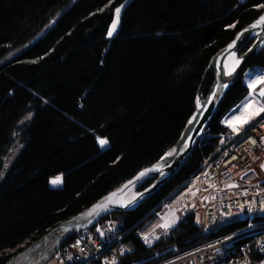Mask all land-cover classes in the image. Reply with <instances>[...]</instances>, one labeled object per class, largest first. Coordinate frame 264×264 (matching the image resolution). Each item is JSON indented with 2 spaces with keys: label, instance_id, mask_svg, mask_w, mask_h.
<instances>
[{
  "label": "trees",
  "instance_id": "1",
  "mask_svg": "<svg viewBox=\"0 0 264 264\" xmlns=\"http://www.w3.org/2000/svg\"><path fill=\"white\" fill-rule=\"evenodd\" d=\"M124 1L0 0V264L160 160L196 112L213 56L264 13V0H132L109 39ZM249 70L264 72V48ZM244 76L181 171L138 209L105 219L129 230L122 264L243 226L199 235L189 214L152 247L140 240L220 147L225 116L250 92Z\"/></svg>",
  "mask_w": 264,
  "mask_h": 264
},
{
  "label": "built area",
  "instance_id": "2",
  "mask_svg": "<svg viewBox=\"0 0 264 264\" xmlns=\"http://www.w3.org/2000/svg\"><path fill=\"white\" fill-rule=\"evenodd\" d=\"M263 114L207 159L197 175L178 187L186 186L182 200L189 208L201 204L199 235L243 226L169 257H159L154 251L153 258H141L145 264H264V260L256 259L264 257V181L246 180L264 152ZM156 224L152 222L140 232V240L147 247L154 245ZM128 232L112 221H101L71 236L50 264H122L127 261L124 250Z\"/></svg>",
  "mask_w": 264,
  "mask_h": 264
},
{
  "label": "water",
  "instance_id": "3",
  "mask_svg": "<svg viewBox=\"0 0 264 264\" xmlns=\"http://www.w3.org/2000/svg\"><path fill=\"white\" fill-rule=\"evenodd\" d=\"M260 15L240 30L234 39L220 49L206 69L198 90V106L177 143L160 160L146 167L110 191L84 211L63 221L47 234L18 252L8 264H50L58 250L75 233L93 228L113 213L131 212L154 197L186 165L196 147L206 135L225 98L242 79L252 60L264 48V22ZM253 25H256L253 27ZM251 46L242 53L246 45ZM241 55L235 71L226 78L227 61ZM212 77L213 83L205 94ZM226 85V86H224ZM261 89H264V85ZM261 89L257 92L259 97ZM224 140L222 141L223 144ZM171 153V155H169ZM159 170H151L156 169ZM141 173H145L141 175ZM152 181L148 186L142 187ZM134 194L133 197L131 195Z\"/></svg>",
  "mask_w": 264,
  "mask_h": 264
},
{
  "label": "rangeland",
  "instance_id": "4",
  "mask_svg": "<svg viewBox=\"0 0 264 264\" xmlns=\"http://www.w3.org/2000/svg\"><path fill=\"white\" fill-rule=\"evenodd\" d=\"M131 1L132 0H125L120 6L116 8L114 20L108 30L109 39L114 38L117 34L120 28L123 11ZM117 9H119V13H117ZM114 24L115 28H113ZM109 32H111V35H109ZM16 54L17 52L12 53L7 57V59L14 57ZM240 59L241 55L234 57V60L236 62ZM263 73L261 74L258 70H249L246 72V74L244 73V80L245 83L248 85L250 92L242 99V101L236 107L229 111L228 114L225 116L224 124L229 129V132L222 138L220 142V147L224 146L226 143L231 141L232 138H234V135L240 132L247 125L255 123L257 119L264 113V111H261V108L264 107V97L262 98L257 95V92L264 85V83H261V81H264ZM245 120L247 121L246 123L243 122ZM259 121H261V119ZM233 128H236L237 131H234ZM223 140L224 142L222 144ZM220 147L218 149H220ZM18 150L19 148H16L14 150L12 158L15 156ZM262 165H264V152L259 156L254 167L247 174L246 180L248 182H257L262 180L264 181V167H262ZM61 180V177H58L55 178L53 181H56V183H54L55 185H59L61 183ZM182 194L183 191L173 197L169 202H167L162 211L159 212L156 216H154V218L147 224L149 225L152 222H157V224L154 226L158 229L157 235L154 238V245L155 243L163 239L164 236L167 235L169 230L175 227L180 220L184 219L186 214H194L196 216V221H200L202 213L201 204L197 202L195 205L189 208V206H187V204H185L182 200ZM189 210H191V212Z\"/></svg>",
  "mask_w": 264,
  "mask_h": 264
},
{
  "label": "bare ground",
  "instance_id": "5",
  "mask_svg": "<svg viewBox=\"0 0 264 264\" xmlns=\"http://www.w3.org/2000/svg\"><path fill=\"white\" fill-rule=\"evenodd\" d=\"M226 65H227V67H226L225 75H226V78H227L228 75L232 74L235 71L234 69L237 67L238 63L233 58H230V59H228ZM133 196H134V194L131 195V197H133ZM238 243L242 244L243 241H239Z\"/></svg>",
  "mask_w": 264,
  "mask_h": 264
},
{
  "label": "snow or ice",
  "instance_id": "6",
  "mask_svg": "<svg viewBox=\"0 0 264 264\" xmlns=\"http://www.w3.org/2000/svg\"><path fill=\"white\" fill-rule=\"evenodd\" d=\"M117 13H119V9H117ZM261 21L264 22V16L261 17ZM255 26H256V25H253V27H255ZM113 28H115V24L113 25ZM109 35H111V32H109ZM237 63H238V61H237ZM261 83H264V81H261ZM224 86H226V85H224ZM260 95L264 96V89H261V91H260ZM261 111H264V107L261 108ZM238 119H239V118H238ZM243 122L246 123L247 121L245 120V121H243ZM233 130H234V131H237L236 128H233ZM99 143H100L101 145H104V144H106L107 142H106L105 140H100ZM169 155H171V153H169ZM262 167H264V165H262ZM151 170H159V169L156 168V169H151ZM144 174H145V173H141V175H144ZM53 183H56V181H53Z\"/></svg>",
  "mask_w": 264,
  "mask_h": 264
}]
</instances>
